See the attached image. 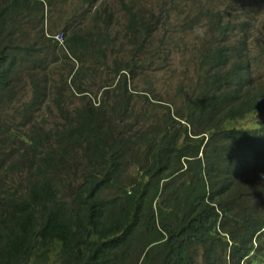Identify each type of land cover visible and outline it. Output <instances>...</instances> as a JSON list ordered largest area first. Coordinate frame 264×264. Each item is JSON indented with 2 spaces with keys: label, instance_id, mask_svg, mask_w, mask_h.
Segmentation results:
<instances>
[{
  "label": "trees",
  "instance_id": "1",
  "mask_svg": "<svg viewBox=\"0 0 264 264\" xmlns=\"http://www.w3.org/2000/svg\"><path fill=\"white\" fill-rule=\"evenodd\" d=\"M98 1L82 0L89 27L74 10L59 43L44 39L43 23L30 27L45 6L61 14L56 0H0V96L26 77L23 110L51 99L62 119L26 136L23 192L0 187V264H262L264 20L185 4L183 24L204 32L195 78L162 103L152 86L138 93L131 83L152 85L148 71L171 53L165 13L176 0H118L131 46L123 56L111 51L113 13L92 9ZM59 61L73 62L70 80L52 86ZM102 68L109 80L97 91L76 81ZM68 90L79 97L73 110Z\"/></svg>",
  "mask_w": 264,
  "mask_h": 264
},
{
  "label": "rangeland",
  "instance_id": "2",
  "mask_svg": "<svg viewBox=\"0 0 264 264\" xmlns=\"http://www.w3.org/2000/svg\"><path fill=\"white\" fill-rule=\"evenodd\" d=\"M152 0H142L145 5ZM200 2L201 0H197ZM208 2L211 7L217 6L225 9L229 5L238 12H248L249 19L254 25H259L264 20V0H204ZM82 0H56L54 9L61 12L50 13L47 6L43 11V22L40 20L41 12L34 20L36 23L30 26L32 29H37L44 25V39L60 33L64 24L72 17V13H80V28L86 29L89 27L88 20L89 13H83L81 6ZM195 0H176L172 6L166 4L169 12H166L167 23L165 26L166 43H163L171 51L165 58H160L158 68L155 71L149 72V78L152 79V85L144 83L140 77L135 78L131 85L136 87L138 93L150 92L152 86L153 93L161 97L162 103H167V97L174 95L176 86H189L193 83L197 69L196 56L198 53L197 47L204 37L203 28L192 29L183 24V18L187 12V8L183 9L185 4L194 3ZM108 7L113 13V26L111 29V36L108 41L112 42L111 51H116V55L123 56L125 52L131 51V46L124 39V23L125 17L123 8L118 0H99L95 3L92 9L96 7ZM197 6V5H195ZM155 11L158 10L155 3L152 7ZM258 26V27H259ZM172 29V31H171ZM53 31V32H52ZM161 31H157V39H159ZM36 33L32 30L29 41L35 39ZM116 36V37H115ZM255 36L260 37L259 30L255 31ZM264 38V36H263ZM47 44V43H46ZM55 51V49H54ZM79 54L81 51L79 50ZM83 55L82 57H84ZM72 61H59L51 66L49 73L48 84H56L59 79L70 78L67 76L70 73ZM259 73L264 78V61L259 64ZM76 75V74H75ZM109 78L106 72L101 70V77L99 73H91L88 78L77 75L76 81L83 85L89 86L94 91L99 89V86L108 81ZM101 91V90H100ZM98 91V94L99 92ZM69 100V110H73L79 104V97L68 90L66 92ZM32 87L26 77H19L15 81L13 90L8 95L0 96V187H4L10 191L17 189L18 192H23L25 189V175L27 172L26 166V136L31 132H37L43 135L46 132L52 131L55 127L62 124V119L59 117L58 110L50 99L48 105L40 106L36 111L26 112L23 109L25 104H29L32 99ZM135 101L140 102L136 105L135 111L142 108L139 98L135 97ZM68 104L66 105V107ZM246 123V121H244ZM241 124V123H240ZM57 125V126H55ZM22 158V159H21ZM17 160H20L16 163ZM197 264H202L200 256L197 258ZM262 264H264V259Z\"/></svg>",
  "mask_w": 264,
  "mask_h": 264
},
{
  "label": "clouds",
  "instance_id": "3",
  "mask_svg": "<svg viewBox=\"0 0 264 264\" xmlns=\"http://www.w3.org/2000/svg\"><path fill=\"white\" fill-rule=\"evenodd\" d=\"M51 38L57 40L59 43H62L63 42V37L61 35V33H56L52 36H50Z\"/></svg>",
  "mask_w": 264,
  "mask_h": 264
}]
</instances>
